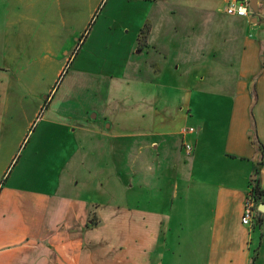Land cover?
<instances>
[{
  "label": "crops",
  "instance_id": "crops-1",
  "mask_svg": "<svg viewBox=\"0 0 264 264\" xmlns=\"http://www.w3.org/2000/svg\"><path fill=\"white\" fill-rule=\"evenodd\" d=\"M103 1L0 0V264H264L261 204L255 203L251 224L241 223L250 181L257 179L264 191V26L258 22L264 0H255L260 17L227 15V0L113 1L109 24L135 35L121 74L104 79L110 91L125 85L144 95L137 103L146 100L134 105L137 117L127 119L123 97L108 94L98 107H84V115L56 101L59 77L76 59ZM145 24L149 32L140 42ZM169 55L172 70L183 68L184 85L155 80L168 72ZM199 70L205 72L198 76ZM75 72L82 83L91 77L86 68ZM204 83L216 103L201 101ZM172 90L179 100L174 113L163 103ZM222 108L228 110L223 124ZM189 118L197 124L194 148L189 163L174 159L165 170L171 195L96 202L76 192L72 174L63 179L69 168L91 165L99 140L112 155L131 151L130 180L117 171L121 190H145L146 176L158 166L153 151L173 146L176 155L178 140L190 135L183 127ZM37 122L44 128L38 151L58 171L53 181L33 186L27 177L7 174ZM172 137L180 139L170 147ZM101 168L115 176L114 165ZM99 180L104 189L108 179Z\"/></svg>",
  "mask_w": 264,
  "mask_h": 264
},
{
  "label": "rangeland",
  "instance_id": "rangeland-1",
  "mask_svg": "<svg viewBox=\"0 0 264 264\" xmlns=\"http://www.w3.org/2000/svg\"><path fill=\"white\" fill-rule=\"evenodd\" d=\"M116 0H109L107 3V0H104L101 7L98 9L97 13L94 14V17L84 34V43L83 41L79 44L78 50H75L77 53V56L74 58L75 60H71L67 63V65L64 67L63 72L61 73L59 77V82H62L61 84V92H58L56 95V101L59 103V107H63L66 109H72L73 112H76V110H80L81 113L84 115L85 111H82V109L86 106L89 107V109L98 107L101 105L106 98H108V94H110V97L120 98L121 102L125 103V107H129V109H123L124 114L126 118H134L137 117V111L134 109V105L141 104L142 102H145L146 100L140 101V103H137V98L144 97V95L140 94H132V90H129L127 87H124L121 89L123 92L114 93L113 89L110 91L108 89V80L104 79V74L107 75H117L121 74V67L126 64V56L125 53L127 51L131 50V48H128L130 41L134 40V31L130 30L129 32L124 30V33L122 32L123 29L119 27V25H114L111 23L112 17L110 14L111 9V3ZM106 4V5H104ZM263 5L259 6V14L263 11ZM109 11V12H108ZM259 14H256L255 17H260ZM260 27L264 26V21L262 19H258ZM79 38L76 37V39ZM76 42V40H75ZM83 43V44H82ZM134 44L131 46L133 48ZM74 51V52H75ZM128 51V52H129ZM132 51V50H131ZM133 55L134 58H140L143 57V55ZM132 57V56H131ZM168 58L170 61H165L164 65L167 68V73H165V76L161 79L155 78V80H158V82H162L163 86H170V85H184L186 82L185 76L181 77L180 74L182 73V67L179 68L178 73H176L174 70H172V65L176 64L172 62V57L169 55ZM142 59V58H141ZM131 61V60H129ZM130 66V64H129ZM163 66V64L161 65ZM79 67L86 68L89 70V73L91 74V77L88 80L86 78V82L82 83L80 78L77 77V74L75 72L76 70H79ZM197 71V70H196ZM210 71V68L209 70ZM200 72L203 74L205 71L202 70L198 71L196 74L199 73L198 76H200ZM201 74V75H202ZM194 75V74H193ZM129 75H126L125 80L129 79ZM73 83H72V81ZM71 81V85L69 82ZM57 84V86H58ZM68 84V85H67ZM121 84V83H119ZM199 85V84H198ZM202 88H205L207 91L206 94L203 95L201 101L202 102H210V103H216V98H214L211 94V88L208 87V85L202 84ZM190 88H193L194 85L192 82L189 84ZM68 87V88H67ZM107 89V91H106ZM127 89V90H126ZM132 89V86H131ZM170 97L167 99L168 101L163 102L167 103L168 107L171 109L170 113H174V107L176 104L179 103V100H176L174 97L178 96V93L175 91H171L169 94ZM195 96H193V99ZM165 100L164 98H162ZM192 99V101H193ZM143 106H145V103ZM145 109V108H144ZM142 109V110H144ZM69 110V111H70ZM209 113L210 111L207 110ZM228 110L226 108H222L218 111V119L221 124L225 122V118L227 115ZM90 117L92 115L96 114V111L91 110L90 111ZM139 113V112H138ZM196 118V117H195ZM124 125L128 124V122H122ZM108 124V123H107ZM142 124L145 125V121L142 120ZM184 124V125H183ZM183 127H185L186 130L189 128H193L196 130L197 124L195 119H187L186 122H183ZM38 129L35 130L36 125L31 129L30 132H28L25 136V140L21 144V149L17 153L16 158L11 164V167L9 169V173H12L14 177L19 174L23 177H27L28 183L37 186L38 181L45 182V181H53V178L55 177V173L58 171V167L55 168L52 164L51 168L47 167L49 159L45 158L42 151H38V148L41 146L42 141L38 137V133L43 131V127L41 124H38ZM128 127V126H127ZM182 127V128H183ZM132 128H135L132 126ZM185 130V131H186ZM223 128H220V133H222ZM196 133V132H195ZM188 134V133H187ZM190 135L186 138H183L182 141L178 140L176 145V155L174 153L173 148V141L176 139H180V137H172L170 143L168 145L171 147L170 151H167V149H161L158 151H153V156L151 158L152 162H155L158 164L157 170L153 173V176L148 174L146 176L145 180V190L143 189H136L134 188L133 191L128 190L126 186H123V190H121L119 186V175L117 174V171H120L121 177L123 181L127 178L130 180V159L129 155H131V151H128V148L126 151H123L121 153H116V155H112L109 152H105L104 142H100L97 140L96 146L92 147V149L95 151V154L93 157H91L90 162L91 165H88L87 167H71L69 170L65 171L63 174V179L67 182L69 181L70 174H72L74 177H72V183H78L76 192L81 194L83 198H88L89 200L99 201V202H107L110 199H117L120 201L121 199L125 200L132 199V198H139L143 199L144 196H161L164 197L167 196V194H172V185L167 184V174L165 170H169L170 163L173 162L174 159H183L186 160L188 163L190 162L188 156L184 157V144L188 143L193 150L194 148V134L189 133ZM167 139V137H166ZM168 141V140H167ZM94 142V141H93ZM92 144L94 145V143ZM126 141H123L122 143L124 146L126 144H129V141L127 143H124ZM46 144V143H44ZM46 146V145H44ZM99 147H102L100 153H96L97 149ZM104 147V148H103ZM123 148V147H122ZM36 149V153L34 152ZM43 150V149H41ZM50 152V150H48ZM165 151V152H164ZM181 151V153H180ZM179 152V155H178ZM42 153V155L40 154ZM192 155V154H191ZM124 156H127V158H124ZM183 156V158H182ZM190 156V155H189ZM179 157V158H178ZM80 157H76L77 159ZM144 159V158H143ZM80 162V161H79ZM112 162V164H111ZM116 165H115V164ZM59 164V163H58ZM100 164V165H99ZM107 165H114V168H111L110 171L115 170V176L107 175L105 171L101 167H106ZM189 165V164H188ZM90 166V167H89ZM61 167V166H60ZM59 167V168H60ZM160 167V168H159ZM159 168V170H158ZM48 174V175H47ZM117 174V175H116ZM254 174H252L253 176ZM170 176V175H169ZM52 177V178H50ZM110 177V178H109ZM108 179V182H106L103 186L104 189H100L97 187L100 180L104 179V182ZM116 181H115V180ZM171 184H173V177L170 176ZM138 181L143 182L139 177ZM103 183V181H102ZM170 183V182H169ZM128 190V191H127ZM117 194V195H116ZM116 196V197H115ZM137 197V198H136ZM121 198V199H120ZM134 200V199H132ZM93 220V218H92Z\"/></svg>",
  "mask_w": 264,
  "mask_h": 264
},
{
  "label": "built area",
  "instance_id": "built-area-1",
  "mask_svg": "<svg viewBox=\"0 0 264 264\" xmlns=\"http://www.w3.org/2000/svg\"><path fill=\"white\" fill-rule=\"evenodd\" d=\"M248 0H227L225 7V13L230 16L248 17L252 12L250 9ZM195 129L189 128L186 133H193ZM185 154L188 156L191 154L192 149L188 143L184 144ZM255 209V202L250 196V192L247 195L244 203L243 214L241 217V223L243 225L251 224Z\"/></svg>",
  "mask_w": 264,
  "mask_h": 264
},
{
  "label": "trees",
  "instance_id": "trees-1",
  "mask_svg": "<svg viewBox=\"0 0 264 264\" xmlns=\"http://www.w3.org/2000/svg\"><path fill=\"white\" fill-rule=\"evenodd\" d=\"M149 32V26L148 24H145L143 26V28L140 31L139 34V41L140 42H144L147 38ZM259 151L262 152V146L259 145ZM250 186H251V190H250V196L251 198L254 200V202L256 204H263L264 203V191L261 189L260 185H259V181L256 180H251L250 181Z\"/></svg>",
  "mask_w": 264,
  "mask_h": 264
},
{
  "label": "water",
  "instance_id": "water-1",
  "mask_svg": "<svg viewBox=\"0 0 264 264\" xmlns=\"http://www.w3.org/2000/svg\"><path fill=\"white\" fill-rule=\"evenodd\" d=\"M250 6V9H251V12H252V15H256L257 13V8L255 6V0H252L249 4ZM264 212V204H261L260 207L258 208V213L260 215V213H263Z\"/></svg>",
  "mask_w": 264,
  "mask_h": 264
}]
</instances>
